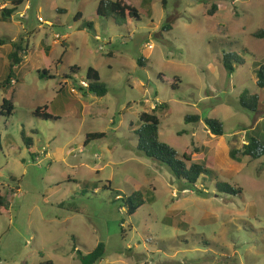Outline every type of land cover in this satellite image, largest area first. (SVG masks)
I'll return each instance as SVG.
<instances>
[{
  "label": "rangeland",
  "instance_id": "374dc122",
  "mask_svg": "<svg viewBox=\"0 0 264 264\" xmlns=\"http://www.w3.org/2000/svg\"><path fill=\"white\" fill-rule=\"evenodd\" d=\"M123 1L140 20L100 17V0H27L4 21L13 0H0V83L12 44L25 47L0 90V191L10 203L0 212V264H81L79 253L100 242L106 254L97 264H264V156L253 162L237 152L248 133L264 142V112L239 103L245 90L264 102V37L255 35L264 0ZM229 53L245 61H234L232 74ZM90 67L105 96L80 89ZM5 99L14 105L9 118ZM161 103L160 139L192 161L213 158L217 179L192 188L138 151L140 115ZM39 107L53 118L38 117ZM188 114L202 118L186 123ZM206 117L222 120L223 136ZM99 132L106 136L85 143ZM217 180L243 193H220ZM138 189L147 203L129 215L120 197Z\"/></svg>",
  "mask_w": 264,
  "mask_h": 264
},
{
  "label": "trees",
  "instance_id": "16d2710c",
  "mask_svg": "<svg viewBox=\"0 0 264 264\" xmlns=\"http://www.w3.org/2000/svg\"><path fill=\"white\" fill-rule=\"evenodd\" d=\"M27 0H13L12 8H4L2 12V19L4 21H11L13 13L17 10V6L23 4ZM166 4V0L163 1ZM217 9V5L214 4L211 14H214V10ZM97 15L105 18H112L118 25L127 24L130 20H140L141 12L140 10L131 4L125 3L123 0H100L97 7ZM148 15L152 16V11H148ZM81 17V14H78ZM78 19V18H77ZM87 26L89 29H93V22L88 21ZM166 29H171L172 25L170 23L164 26ZM258 37H264V29H260L255 33ZM7 43L6 39L0 38V46ZM14 50L10 53V73L7 78L0 83V90L7 85L11 84V77L14 75V70L17 66L22 63V58L25 55V47H23L22 42H14L12 44ZM141 66L146 63V58L141 57L139 60ZM238 63V65H243L245 61L236 57L234 54H225L223 57V64L229 73H234L237 65L235 66L233 62ZM41 76L54 77L50 75L48 71L40 73ZM87 80L89 81V87L84 88L80 85L81 90L90 91L98 96H105L108 93V87L106 84L101 82V76L98 70L90 67L87 71ZM257 85L264 89V64L260 66L257 72ZM239 103L241 107L250 112H264V102L262 101L261 95L259 93H251L249 90H245L241 93L239 97ZM164 103L157 105L153 112L144 111L140 115L141 126L135 132L138 135V151L145 156L157 160L162 165L166 166L171 173L180 181H183L188 186L196 188V184L202 177H211L212 179H217L216 170L214 169L213 158H208L204 161H192L189 154H180L177 149L169 145L168 143L160 139L159 128L161 120L156 113L157 108H162ZM6 113L4 114L7 118L14 114V105L10 100L5 99L2 106ZM46 108V106L44 107ZM43 107H39L36 110V115L38 117H43L47 119L53 118V116L44 111ZM199 114H188L185 117L186 123H194L201 120ZM209 130L216 136L221 137L224 135L225 130L222 120L218 118L206 117L204 119ZM247 143L243 145L241 153L243 157H250L254 162L259 160L264 156V142L260 140L257 136L248 133ZM21 135L26 146L30 149L33 147V137L28 136L25 129H22ZM104 132L99 133H89L87 134L86 144L92 140L105 137ZM2 149L0 141V151ZM236 152L233 151V156ZM241 158V157H240ZM216 187L220 193L238 195L243 193L242 187H235L225 181H216ZM120 196V194H118ZM123 205L127 209L129 215H134L138 210L147 203L145 198V192L142 189L134 191L132 194L120 197ZM9 198L0 191V212L5 210L9 206ZM106 254L105 243L100 242L97 247L87 254L79 253V258L81 264H97L102 261ZM52 264V262H48Z\"/></svg>",
  "mask_w": 264,
  "mask_h": 264
},
{
  "label": "built area",
  "instance_id": "2783aa9c",
  "mask_svg": "<svg viewBox=\"0 0 264 264\" xmlns=\"http://www.w3.org/2000/svg\"><path fill=\"white\" fill-rule=\"evenodd\" d=\"M56 37L57 38H60L61 36L60 35H57ZM97 38H99V37H97ZM81 86L84 87V88H88L89 87V81L88 80H82ZM73 90H75V89L73 88Z\"/></svg>",
  "mask_w": 264,
  "mask_h": 264
}]
</instances>
